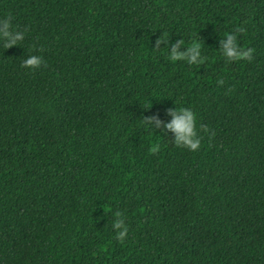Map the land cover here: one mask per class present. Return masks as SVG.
<instances>
[{
    "label": "trees",
    "instance_id": "16d2710c",
    "mask_svg": "<svg viewBox=\"0 0 264 264\" xmlns=\"http://www.w3.org/2000/svg\"><path fill=\"white\" fill-rule=\"evenodd\" d=\"M9 13L26 31L0 40V264H264V0H0ZM240 28L253 59L227 62ZM182 39L204 64L168 59ZM31 55L47 66L22 68ZM179 107L196 152L141 121Z\"/></svg>",
    "mask_w": 264,
    "mask_h": 264
},
{
    "label": "clouds",
    "instance_id": "9594fccd",
    "mask_svg": "<svg viewBox=\"0 0 264 264\" xmlns=\"http://www.w3.org/2000/svg\"><path fill=\"white\" fill-rule=\"evenodd\" d=\"M13 17L9 13L4 19L0 20V40H3V46L5 49L11 48L18 45L25 38V31H19L13 27ZM243 28L237 29L232 33H226L225 37L220 40L221 53L226 58L227 62H238V61H251L253 59L254 49L244 48L238 44L237 33H242ZM168 36L163 34L156 40V46L159 48L161 43H167ZM181 47H186L187 51H180ZM202 44L197 39H192L191 43L187 46L185 41L182 39L176 44L172 45V51L168 55V59L172 62L187 61L189 65H202L207 60V57L201 58ZM42 66L46 67V62L42 57L37 55H31L25 59L21 67L35 71L40 69ZM217 83L223 85V79H218ZM168 115L172 116L170 123L163 124L160 120L155 117H143L142 123L148 127L155 125V128L163 127L166 131H171L175 135L173 141L174 145L181 148H186L189 151L196 152L201 147L202 137L199 136L196 126V115L195 113L186 107H179L175 110H169ZM201 129L208 133L209 129L206 125H201ZM214 135V132L212 133ZM160 145L156 144L151 148L153 154L159 151ZM116 215L119 217L121 213L117 212ZM113 227L115 229H123L119 231L115 237L121 243L124 242L128 229L124 226L123 221L117 220L114 222Z\"/></svg>",
    "mask_w": 264,
    "mask_h": 264
}]
</instances>
